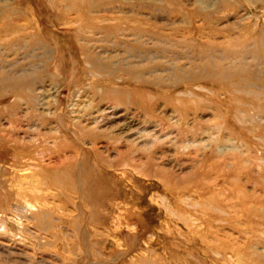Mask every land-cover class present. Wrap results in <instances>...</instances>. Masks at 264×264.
Listing matches in <instances>:
<instances>
[{"label": "rangeland", "instance_id": "rangeland-1", "mask_svg": "<svg viewBox=\"0 0 264 264\" xmlns=\"http://www.w3.org/2000/svg\"><path fill=\"white\" fill-rule=\"evenodd\" d=\"M47 1L0 0V30L19 28L0 32V76L37 73L33 93L0 101V264H264V63L247 57L256 78L235 93L175 72L219 63L182 47L186 39L234 50L247 28L263 36L264 0H105L92 26L67 1L60 11ZM126 20L173 33L178 52L156 63L129 55L135 31L105 30ZM16 36L48 46L10 50ZM84 45L121 70L93 69ZM159 63L166 70L146 76H161L162 88L124 72ZM22 161L28 167L18 171ZM74 171L93 179L89 194L103 188L98 211L85 189L38 181ZM41 210L52 222L39 226Z\"/></svg>", "mask_w": 264, "mask_h": 264}, {"label": "bare ground", "instance_id": "bare-ground-1", "mask_svg": "<svg viewBox=\"0 0 264 264\" xmlns=\"http://www.w3.org/2000/svg\"><path fill=\"white\" fill-rule=\"evenodd\" d=\"M55 1L56 2H52L51 0H49V1H47V5L50 7L53 6L55 10L60 11V8L63 7V6L61 7V2L67 1V3H69L72 7H74L75 9L76 8L78 9L76 11H79V14L81 13V16H79L80 19L84 23H86L87 26H90V25L92 26L94 23V18L92 17V12L95 11V9L101 7L105 0H55ZM230 4H235V3L231 2ZM70 10H71V8H70ZM61 11H62V9H61ZM61 14H63V12ZM83 19H85V20H83ZM55 20H56V17L52 18V22H54ZM135 21H137L135 23H138V20H135ZM62 22L65 23V21H62ZM129 23H130V21L126 20L125 22H123V24L122 23L118 24L117 26L112 27L110 30H109V28L105 29V30H107V32L113 31L114 35H117L120 32H124V30L127 31L128 28H131L132 30L135 31V34L133 35L134 40H132L126 44V47L128 48L127 52L129 53V55H132L131 54V51H132V53H134V55H136L138 57L144 56V58H146L147 60H151L150 63H156V60L160 56L165 57L167 54L168 57H172V55H175V53L178 52V51H176L178 43L175 40V35L173 33L161 32V31L155 30V29L154 30L153 29H146L144 26H142L141 23H139V24H131V23L129 24ZM124 26H126V28H124ZM82 27H80V28L78 27L79 28L78 33H80V36L82 35V32L85 31V28H82ZM17 29H19L17 26L11 25L9 27H3V30H0V32H1V34L5 32L6 33L5 36H7V35L12 36L15 33H18V32H16ZM52 34H51V36H52ZM147 36L149 38L153 39L155 42L151 44L149 42L147 43L146 41H144L143 38H145ZM16 37H17V39L6 42L7 43L6 46L10 50H18L19 48H23V47L28 48V49H30V48L33 49V48H38L40 46H45V47L48 46V45H44L46 43H44V41L42 39H40L39 36H31V37H26V36L25 37H18V36H16ZM1 38H0V42L5 40L4 38H2V39ZM257 38L259 39L258 40L259 44H257L256 47L253 48L252 45L250 44V42L252 40L257 41ZM77 41H79V40H77ZM199 43H200L199 39L196 38L195 40L186 39L183 42H181L180 44H182V47H185V44H186V47H188V48H190V47L196 48V49L199 48L203 51V54L206 56L207 60L208 59L210 60L211 58H216L220 64L218 63L217 65H214L211 62H209L208 65L205 67L204 71H202L200 74H195V72L190 73V72L185 71V69H183V68H178V70H176L175 72L178 73L181 81H185V80L195 81V80H201V79H209V80L215 81L216 83H218L220 85H223V86L226 85L227 87L224 86V88L227 89L229 91V93H235L237 91L238 87L249 86L251 84L250 81L252 79L254 81V79L256 78V77H254L255 74L252 71V69L248 68V65L244 64L247 57L253 56L258 61L264 63V35L262 36V35L256 33V29L252 30L251 28H247L246 34L244 36H242L241 39H239L237 45H235L234 50L224 48L223 49L224 51H223L222 49L218 50L217 47H214V45H211L209 42H207V44H204V43L199 44ZM183 44H184V46H183ZM3 47H4V45H3ZM81 48H82L83 54L86 56V58L89 60V62H91L93 69H97L100 72H104V74L107 73V74H109V76H112V77H115V75H116L115 73L121 70L120 67H122V66H119V65L116 66V64L114 65L111 62H107V61L101 60L100 58L96 57L94 54H92L90 52L89 46L84 45ZM105 51H107V50H105ZM169 53H171L170 56H169ZM146 59H144V60H146ZM0 60H1V55H0ZM226 61L233 62V65H231V66L224 65ZM161 64H163V63H159L156 66L152 65V64L140 65L137 67L127 68L124 72L133 76L134 77L133 81H138V82H141L143 84H151V85H154L156 87L162 88L164 84L162 83L163 78L161 76L153 77V73H152V75H150L148 77L146 76V73L149 72L151 74L152 70H157V69H161V68L166 70ZM62 66H63V64H62ZM25 74H27V73H25ZM36 74L34 72L31 74V77H28V78L26 75H22V77H18V78H11V77L6 76V74L1 75L0 76V101L3 98H5L11 94L19 95V97H24V96L28 95V93H33L34 92V89H33L34 84H32V83H34V81H35V75ZM98 76H99V73H98ZM76 80H77L76 82H78L77 78H76ZM248 92L250 93V91H248ZM33 100H36V99H33ZM1 115L2 114L0 112V118H1ZM16 145H17V148L20 146L18 144V142L15 141V146ZM18 152H20V151H18ZM18 152H15L13 154V156L17 159L18 158L21 159L22 156ZM25 155H27V154H25ZM24 158H25V156H24ZM24 162H26V161L15 162L14 163L15 169L20 171V170L24 169L23 167H25V166L28 167V162H26V163H24ZM81 176H83V177H81ZM88 177L89 176H88L86 171L81 172V173H77L76 171H74L70 175H68L67 179L63 178V177L60 178L58 176H57V178H50L49 176H44L43 174H40V176L38 177V181L40 182V184H42V185L46 184V185H49L50 187L52 185H55V187H56L55 189L60 190L61 188H63L64 190H67L68 193H73V192L76 193L77 191L80 192L81 191L80 188L85 189L86 201L89 204H92L93 210L95 209L96 211H98V209L100 208L99 205L102 204V202L101 203H94V201L97 199V200H103L105 202V197H106L105 192H104L102 187L98 188L95 186L92 193L89 194V190H88L90 188L89 184L91 183V181L93 179H90V177L89 178ZM25 178H27V177H25ZM35 193H36L35 196H38V197L42 194V192L40 190H38ZM56 196H62V191L60 193H58V195H56ZM71 198H72V196L67 195L66 199L70 201ZM42 206L47 207L46 204H42ZM47 214H49L47 211H42V210L35 214L37 217L39 226L43 225L46 221L52 222L53 215H47ZM102 216H104V215L101 214L98 217H102ZM238 260L244 262V260H247V259H245L243 256V257H240V259H238Z\"/></svg>", "mask_w": 264, "mask_h": 264}]
</instances>
